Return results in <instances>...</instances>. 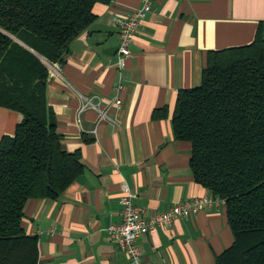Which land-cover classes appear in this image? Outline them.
<instances>
[{
  "label": "crops",
  "instance_id": "crops-1",
  "mask_svg": "<svg viewBox=\"0 0 264 264\" xmlns=\"http://www.w3.org/2000/svg\"><path fill=\"white\" fill-rule=\"evenodd\" d=\"M140 4L97 2L94 21L69 44L64 63L48 66L47 103L64 148L80 149L85 169L59 199L25 205L22 226L38 238V264H129L107 231L121 221L124 183L146 218L211 195L192 174L191 144L174 136L178 92L201 84L210 51L250 44L258 31L264 37V0H154L120 63L118 19ZM86 99L107 117L83 108ZM22 119L0 106V139L14 135ZM233 241L218 198L153 227L138 243L148 264H216Z\"/></svg>",
  "mask_w": 264,
  "mask_h": 264
},
{
  "label": "trees",
  "instance_id": "trees-1",
  "mask_svg": "<svg viewBox=\"0 0 264 264\" xmlns=\"http://www.w3.org/2000/svg\"><path fill=\"white\" fill-rule=\"evenodd\" d=\"M104 0H0V106L20 112L0 139V264H38V238L25 232L30 199H59L84 171L80 149L62 143L46 99L48 65L64 63L69 44ZM174 136L191 144L194 179L224 200L234 241L216 264H264V37L210 51L201 84L181 89Z\"/></svg>",
  "mask_w": 264,
  "mask_h": 264
},
{
  "label": "built area",
  "instance_id": "built-area-1",
  "mask_svg": "<svg viewBox=\"0 0 264 264\" xmlns=\"http://www.w3.org/2000/svg\"><path fill=\"white\" fill-rule=\"evenodd\" d=\"M154 0H141V4L126 12L124 17L118 19L120 25V39L118 54L120 63L131 54V43L136 35L137 29L151 11ZM46 64L56 69L50 63ZM121 86L119 85L118 88ZM93 99H86L83 108L91 106L98 111L100 117H107L106 111L101 105L94 104ZM116 104L119 100L115 99ZM136 193L124 183L122 186V195L120 197L121 221L118 224L110 225L107 228L108 233L115 238L118 247L124 251L129 259V264H148L144 261L142 251L138 240L141 236L148 233L150 229L159 225H170L175 219L190 216L203 208L210 206L218 200L214 195L194 198L191 201L178 203L164 212L156 213L149 218L142 214V210L135 204Z\"/></svg>",
  "mask_w": 264,
  "mask_h": 264
}]
</instances>
